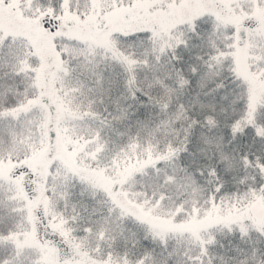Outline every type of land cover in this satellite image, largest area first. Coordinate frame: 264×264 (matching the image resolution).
Masks as SVG:
<instances>
[{"label":"snow or ice","instance_id":"snow-or-ice-1","mask_svg":"<svg viewBox=\"0 0 264 264\" xmlns=\"http://www.w3.org/2000/svg\"><path fill=\"white\" fill-rule=\"evenodd\" d=\"M170 259L264 264V0H0V264Z\"/></svg>","mask_w":264,"mask_h":264},{"label":"rangeland","instance_id":"rangeland-1","mask_svg":"<svg viewBox=\"0 0 264 264\" xmlns=\"http://www.w3.org/2000/svg\"><path fill=\"white\" fill-rule=\"evenodd\" d=\"M228 239H229V237L222 238V243L224 244V248L223 249H221L219 247V245H216L211 251L215 252L217 255H219V253H221V252H225L226 254H231L232 249H231V246L228 243ZM231 239H232L233 243L237 242L236 237H231ZM148 241H150V245H148L149 248L155 249L158 246V244L153 243L151 240H148ZM170 242H174V241H170ZM129 246H131V245H129ZM119 250H121V251L123 250V246L122 245L120 246ZM159 251L160 250H157V252H159Z\"/></svg>","mask_w":264,"mask_h":264},{"label":"trees","instance_id":"trees-1","mask_svg":"<svg viewBox=\"0 0 264 264\" xmlns=\"http://www.w3.org/2000/svg\"><path fill=\"white\" fill-rule=\"evenodd\" d=\"M139 243H140L141 248H143L144 246L148 247V245H150V241L148 240H141ZM173 243L174 242H169V248H171ZM154 250L157 252V250H161V247L158 245ZM170 264H171V259H170Z\"/></svg>","mask_w":264,"mask_h":264}]
</instances>
